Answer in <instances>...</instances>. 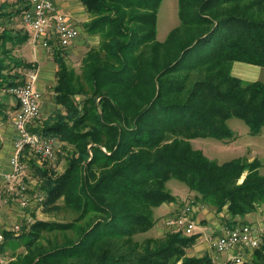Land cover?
Wrapping results in <instances>:
<instances>
[{
	"label": "trees",
	"instance_id": "trees-1",
	"mask_svg": "<svg viewBox=\"0 0 264 264\" xmlns=\"http://www.w3.org/2000/svg\"><path fill=\"white\" fill-rule=\"evenodd\" d=\"M79 1L89 16L84 30L98 43L78 70L65 48L54 49L57 109L30 129L55 139L66 166L56 172L22 158L41 179L45 217L30 211L17 236L2 231L1 252L10 239L19 242L12 250L22 248L6 264H233L189 256L197 233L138 235L154 226L156 207L177 200L170 178L188 186L193 202L225 209L227 226L264 202L257 159L219 163L191 144L232 139V116L252 134L264 128V84L231 74L234 61L264 67V0H179V23L162 41L161 0ZM11 65L35 66L0 60V90L24 82ZM241 264H264V237Z\"/></svg>",
	"mask_w": 264,
	"mask_h": 264
},
{
	"label": "built area",
	"instance_id": "built-area-1",
	"mask_svg": "<svg viewBox=\"0 0 264 264\" xmlns=\"http://www.w3.org/2000/svg\"><path fill=\"white\" fill-rule=\"evenodd\" d=\"M24 6L22 22L29 29L31 41L48 50L68 47L78 36L79 29L74 26L66 15L59 12L53 0H20ZM34 72L28 80L10 85L6 92L15 98L17 109L12 124L16 131L14 149L9 158L11 170L3 174L5 195H17L19 205L24 210L22 217L26 223L32 217L27 209L40 204L44 193L38 188L22 180V174L27 164L22 158L27 153L34 152L44 159L55 156L56 141L30 130V124L39 118L41 92L34 85ZM26 149L28 150L26 152ZM195 203L192 200L185 203L176 217L166 221V224L182 231L185 235L193 234L196 224L193 218ZM197 206V205H196ZM198 207H203L202 204ZM15 232L20 225H14ZM264 237V225L256 222H236L232 226L225 225L222 233L208 237L212 250L211 257L217 261L221 254H226V262L241 264L250 260L252 251L258 247ZM4 235L0 231V264H6L1 252Z\"/></svg>",
	"mask_w": 264,
	"mask_h": 264
},
{
	"label": "rangeland",
	"instance_id": "rangeland-1",
	"mask_svg": "<svg viewBox=\"0 0 264 264\" xmlns=\"http://www.w3.org/2000/svg\"><path fill=\"white\" fill-rule=\"evenodd\" d=\"M179 0H161L158 11H157V34L156 37L159 41L165 39L166 35L168 34L169 30L176 26L179 23ZM95 44L88 45L84 51H81L77 55L65 57L67 63L73 67L74 69L78 70L81 64V59L86 52V50ZM9 67V68H8ZM7 67V71H9L12 75L17 74L18 79H24V81L28 80L29 72L33 71L36 66L33 68H24V67H15L13 65ZM25 71V72H24ZM231 74L236 75L240 74V77L244 81H254L259 80L264 84V67L258 66L255 64H250L242 61H234L231 66ZM237 76V75H236ZM42 95V93H41ZM4 98H11L10 95L6 92V89L0 90V102ZM55 108H49V110L43 111L40 109L39 118H37V122L40 124L49 116L51 115ZM1 109V113H3ZM51 110V114L48 115V111ZM227 126L231 129L234 133V137L232 139H220L218 137L207 136V137H198L191 140V144L194 148L202 150V152L210 159L216 160L219 163L237 158V157H246L249 160L257 159L260 162L259 172L260 174L264 175V128L259 134H252L249 132V128L247 124L244 122L243 119L232 116L227 119L226 121ZM59 144L57 148H55V156L52 159H44L41 158L34 152L27 153L29 157L33 159L36 165H45L47 163L48 167L56 172H62L66 166V160L62 157L58 156L59 151ZM50 160V161H49ZM34 169L30 167H26L25 171L22 174V180L25 183L31 184L34 188L41 189L39 185H41V179L33 175ZM167 187L170 192L176 196V201L171 203H163L162 205L156 207L154 209V218L155 224L154 226L148 230L147 232L140 234L138 236L141 237H148V236H159L162 235L167 230H174L178 231V229L174 228L173 226H169L166 224V221L176 217L179 213V210L183 207V205L189 202V199L192 200L193 194L189 191L188 186L181 180L170 178L167 181ZM1 194V193H0ZM4 198H1L0 195V208L4 204ZM10 200V201H9ZM10 202V209H11V219L7 220L8 223L6 228H0V231L3 230H10L14 233L18 234L21 231V223L24 222V218L22 217V213H25L24 210L20 207L17 195L8 198ZM6 201V202H8ZM195 203V202H194ZM201 203H195L193 209H196V205H200ZM205 207V213L214 215V209L203 205ZM32 215H36L37 218L45 217V214L42 212V206H32L30 209H27ZM195 214H193V218L195 220L196 229L195 231H199L197 233V239L193 245H197L198 243L201 244L204 239H206L212 232L213 229L210 226H204L208 220L203 219L200 223L196 222ZM226 215V213L224 214ZM3 217V215H1ZM239 217V216H238ZM236 217V218H238ZM242 221L247 222H256L259 224L264 225V202L260 204L256 211L252 212L251 214H247L244 216L239 217ZM32 221V220H31ZM20 225V229L15 232L14 225ZM165 227L164 231H159V229ZM168 228V229H167ZM180 231V230H179ZM194 234V233H193ZM192 235V234H191ZM13 238V237H12ZM206 242L208 240H205ZM18 240L10 239L8 242L6 241L5 247H3V256L4 258L10 257V255L18 253L21 251V247H17L15 250H12V246L9 245L18 244ZM187 248V251L193 250L192 247ZM17 246V245H16ZM2 247V246H1ZM197 255H204L209 254L207 251L200 248L195 253ZM218 261L216 262H224V255H219L217 258Z\"/></svg>",
	"mask_w": 264,
	"mask_h": 264
},
{
	"label": "crops",
	"instance_id": "crops-1",
	"mask_svg": "<svg viewBox=\"0 0 264 264\" xmlns=\"http://www.w3.org/2000/svg\"><path fill=\"white\" fill-rule=\"evenodd\" d=\"M59 12L67 16L70 22L79 29V36L65 48V57L77 55L81 51H84L88 45L97 44L98 36L89 35L85 32L83 24L89 19L85 8L79 0H53ZM24 6L20 0H0V60L4 63H13L16 60H22L25 62H31L35 64L36 68L33 70L35 75L34 85L42 93L40 109L43 111L49 110V108H55L57 105L54 102L51 86L55 83V72L57 65L53 58L54 49L48 50L38 44H34L30 38V32L22 22V13ZM25 72V71H24ZM29 75L32 73L28 71ZM237 77L240 74H236ZM234 75V76H236ZM29 78V77H28ZM240 78V77H239ZM10 95V94H9ZM4 98L3 115L0 116V195L4 198V204L0 208V228H6L7 220L11 219V205L10 200L12 196L5 195V186L3 174L11 170L9 158L13 152L14 141L16 139V131L12 124L14 113L17 109V103L14 97ZM51 110L48 111V115L51 114ZM35 119L30 124V129L39 125ZM1 200V199H0ZM8 201V202H6ZM1 204V203H0ZM205 207H198L194 211L196 222L200 223L203 219H207L208 222L204 226H210L213 232L208 236H216L222 233V228L225 226V222L222 217L225 216V209L219 213L214 211V215L204 212ZM251 214V213H248ZM3 215V217H1ZM247 215V214H246ZM237 221H242L240 218H236ZM202 224V223H200ZM168 229V228H167ZM196 229V228H195ZM165 227L162 226L159 231H164ZM195 231L193 233H198ZM208 237L204 239L201 244L193 245L191 251H187L189 256H201L195 254L197 250L202 248L207 251L209 255H212V250L209 246ZM224 255V262H226V254ZM219 257V256H218ZM218 261V259H217ZM223 262V261H222ZM219 262V263H222Z\"/></svg>",
	"mask_w": 264,
	"mask_h": 264
}]
</instances>
